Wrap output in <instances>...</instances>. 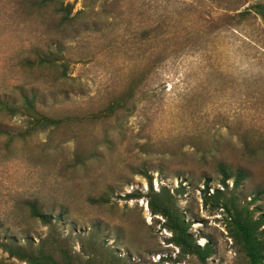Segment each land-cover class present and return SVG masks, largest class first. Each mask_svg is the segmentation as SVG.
<instances>
[{
	"label": "rangeland",
	"instance_id": "rangeland-1",
	"mask_svg": "<svg viewBox=\"0 0 264 264\" xmlns=\"http://www.w3.org/2000/svg\"><path fill=\"white\" fill-rule=\"evenodd\" d=\"M256 2L264 4L247 0L241 9ZM66 3L69 22L54 6L0 0V100L18 104L32 94L48 114L76 116L21 137L24 119L0 110V241L49 234L30 215L27 202L36 200L73 253L96 264H200L169 242L145 196L127 197L147 192L145 169L154 190L183 185L174 193L190 231L213 246L207 264H245L201 190L205 179L210 192L220 187L218 160L250 170L244 196L264 189L262 21L215 28L209 22L224 9L213 0ZM50 53L62 66L29 64ZM149 70L142 85L149 92L133 114L86 118ZM101 196L106 203L89 201ZM257 204L264 208V194ZM0 264L26 263L0 248Z\"/></svg>",
	"mask_w": 264,
	"mask_h": 264
},
{
	"label": "trees",
	"instance_id": "trees-1",
	"mask_svg": "<svg viewBox=\"0 0 264 264\" xmlns=\"http://www.w3.org/2000/svg\"><path fill=\"white\" fill-rule=\"evenodd\" d=\"M217 5L223 7L224 12L218 17L212 18L209 24L215 28L238 27L252 18H259L264 24V4L252 3L241 9L247 0H213ZM38 6H54L62 12L65 21H71L72 3L63 4V0H35ZM219 25V27H217ZM56 57L50 53L40 56L36 61L29 62L37 67H55L58 65ZM150 70L139 77H133L122 90L113 93L106 105L95 112L89 113L86 118L90 120H104L115 115H131L137 104L149 91L142 88L144 80L148 78ZM35 95L23 94L18 104L8 103L0 100V110L9 115H19L24 119V129L19 133L21 137L29 136L37 132L54 130L66 122L74 120L76 116L56 117L48 114L40 106ZM243 148L246 143L243 139ZM75 164L82 163V158L74 155ZM218 172L220 187L210 192L208 180L203 182L201 199L204 206L208 205L212 211L220 209L223 214L224 227L232 245L238 252L245 264H264V208L257 204L264 194V189H257L248 197L243 195L242 187L244 181L250 177V170L244 166L232 167L218 160L215 162ZM141 173L148 181V190L145 194L136 191L127 194L131 198L145 196L148 208L153 215L162 219V227L170 232L169 242L179 248L181 254L195 256L200 264H207L208 258L213 254V246L210 240L200 245L190 231L192 224L178 205L174 192H183L181 182L174 190L161 185L158 190L153 189L152 175L145 169ZM231 180V187L228 185ZM247 198H249L247 200ZM89 201L98 204L107 202L106 197L89 198ZM30 215L45 225L50 226V232L37 242L29 241L27 244L0 241L2 248L10 257L16 258L26 264H96L90 256L81 257L73 253L67 238L62 237L52 224V216L45 213L38 206L36 200L28 201ZM60 216V214L58 215ZM112 258H114L112 256ZM114 264V263H102Z\"/></svg>",
	"mask_w": 264,
	"mask_h": 264
}]
</instances>
